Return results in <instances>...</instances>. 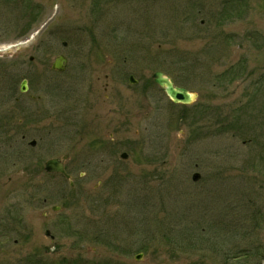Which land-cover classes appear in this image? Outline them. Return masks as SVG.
I'll use <instances>...</instances> for the list:
<instances>
[{
    "label": "rangeland",
    "instance_id": "obj_1",
    "mask_svg": "<svg viewBox=\"0 0 264 264\" xmlns=\"http://www.w3.org/2000/svg\"><path fill=\"white\" fill-rule=\"evenodd\" d=\"M43 24L0 52V264H264V0H0V49ZM157 70L196 101L172 103ZM24 78L49 113L84 102V134L35 109L12 168ZM102 103L109 119L90 110ZM108 139L111 154L91 151ZM66 153L84 162L73 187L42 171Z\"/></svg>",
    "mask_w": 264,
    "mask_h": 264
},
{
    "label": "flooded vegetation",
    "instance_id": "obj_2",
    "mask_svg": "<svg viewBox=\"0 0 264 264\" xmlns=\"http://www.w3.org/2000/svg\"><path fill=\"white\" fill-rule=\"evenodd\" d=\"M55 73H57V72H55ZM106 77H108V76H106ZM93 84L94 83H88L87 89L88 90L89 89L92 90L91 88L93 87ZM41 85H42V82H37L35 88L38 89V87L41 86ZM47 85L48 84H45V86H47ZM48 87H50V86H48ZM104 90L106 92V94L104 95V98H103V100L105 102L110 97V93H108L107 83H106V85L104 87ZM27 91H29V82H27V90H26V92L21 93L20 92V89L17 88V89H15V93H13V94L14 95L15 94L18 95L19 97L20 96H23V95L26 96V94H27V96L29 98L26 99L23 102L24 105H23V107H20V110L23 111V112H26V110H25L26 107H24V106H26V104H27V106H29V108H31V112L28 111L27 113H24V114H20V113L19 114H17V113L8 114L9 121H7L6 124H5L8 127V130L10 129L13 132L16 131V130L18 131L19 128H20V126H21L20 124L23 121L22 118L24 120L25 119H28V118L29 119L33 118L34 117V114H35V109H38L39 112L41 113L40 116H39V118L45 119L47 121L51 120L50 122H55L57 120H61L62 121L61 126H63L64 128L71 127L73 129L74 133H75V136H77L79 138V140H80V141H77V142L78 143H81L82 142V140H83V134H84L83 124H82L84 102L83 103H80L77 99L74 100V101H71V102L67 103V105H65V107H63L60 110V112H59L58 115H55L54 113H49L46 108L36 106L35 101H36L37 97L35 95H31ZM112 94H114V93H112ZM65 95H69V93H65ZM70 95L72 97L76 96L75 93H71ZM86 95H89V91H87ZM15 101L18 102L19 101V98L16 97L15 98ZM99 108H100V105L97 106V107H95V108L93 107L90 110L93 113H95L96 111L97 112H101L102 116L104 118H107V119H109V116L112 115V113H115V110H116L114 108H109L108 109V104H105V103H102V108H101V109H103L104 112L101 111V109H99ZM101 118L102 117L100 115L97 117V119H101ZM73 119H75L76 121H81V122L80 123L79 122H75L74 123V122L71 121ZM19 122H20V124H19ZM2 123L0 124V126H2ZM18 133H20V132H18ZM18 133L17 132H14L13 133L14 135H9V134L6 135V138L8 137V139H9V142H8V145H7L8 146V149H9V152H5V154H9L6 157L7 158L9 157V158L12 159V161H9L8 162V164L10 163V165H11L12 168L15 167L14 164H16V162H15V157H13V155H11V154L14 151V149H16V146H17V149H20L21 144H19V143H21V142L23 143V140H25V137L28 136V135H26V133L21 134V136ZM111 137H112V135H111ZM108 140H109L108 141V144L105 145V146H102L101 148H100V146H96L97 143H94V146L95 147H93V148H96V147H98V148L97 149H92L91 151H93L95 153H98V152L102 151L103 153H107V155L111 154L114 151L115 147H113V142H111L110 139H108ZM33 141L36 144L38 142V141H35L34 139H33ZM30 142H28V144H29V146L31 148L36 146V144L34 146H31L30 145ZM1 148H3L2 145H0V151H1ZM80 152L82 153V151H80ZM57 158L62 161L61 163H63V168L65 169V171L68 172V170H69V173L68 174H70V177L71 178H72V172H71L72 171V168L71 167L77 166L80 169H83L84 168V162H83L82 156H81V158L79 157L77 159H72L70 157V154L69 153H66V154H63V155H61L60 157H57ZM46 160L44 161L43 166H42V171L44 172V174L49 175V177L58 176L61 179L67 180L65 177H63V175H61L59 173H54V172L46 171L45 170ZM100 160L103 161L104 159L101 158ZM17 174L20 175L21 173L18 172ZM33 174H34V171L32 169H30V168H27V174L26 175L22 174V175H24L25 179L29 180L30 177ZM79 176H80V179L81 180L82 179H86V177H85L86 174L84 172H82V171H81V173H80ZM14 180H15V178L13 177V175H9L7 177V182L6 183L10 185V183H13ZM56 208H57L56 206L52 207L53 210H55Z\"/></svg>",
    "mask_w": 264,
    "mask_h": 264
},
{
    "label": "water",
    "instance_id": "obj_3",
    "mask_svg": "<svg viewBox=\"0 0 264 264\" xmlns=\"http://www.w3.org/2000/svg\"><path fill=\"white\" fill-rule=\"evenodd\" d=\"M64 67V62L62 60L61 57H59L58 59H55V63L53 64V68L55 70H59L62 71ZM154 82L160 86V88L163 90V92L166 94V96L169 97L170 100H172V102L174 103H180V104H191L193 101L196 100L197 95L194 93H191L183 87H179V86H175L173 85V80L165 75L163 72L161 71H156L155 73H153V75H151ZM23 89H25L26 87V82H23L22 84ZM47 169L51 170V168L53 167L54 170L56 171H63L60 165V162H56L50 161L47 163ZM51 167V168H50ZM196 178V177H194ZM141 257V255H139L137 257V259H139Z\"/></svg>",
    "mask_w": 264,
    "mask_h": 264
}]
</instances>
